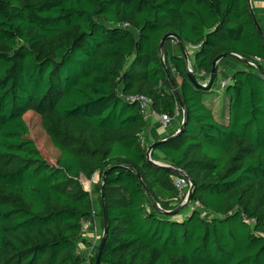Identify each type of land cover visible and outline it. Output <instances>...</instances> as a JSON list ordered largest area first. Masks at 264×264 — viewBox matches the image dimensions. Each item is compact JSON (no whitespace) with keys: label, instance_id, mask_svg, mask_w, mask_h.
I'll return each mask as SVG.
<instances>
[{"label":"trees","instance_id":"16d2710c","mask_svg":"<svg viewBox=\"0 0 264 264\" xmlns=\"http://www.w3.org/2000/svg\"><path fill=\"white\" fill-rule=\"evenodd\" d=\"M168 32L194 49L202 81L219 54L264 59L249 0H0V264H94L98 246L78 247L94 208L102 228L107 217L101 264H264V65L234 71L210 100L168 40L187 119L151 156L193 178L191 203L210 215L167 216L180 174L147 160L149 121L125 97L183 114L161 56ZM28 114L52 159L26 133ZM96 174L89 191L81 178Z\"/></svg>","mask_w":264,"mask_h":264},{"label":"water","instance_id":"95a60500","mask_svg":"<svg viewBox=\"0 0 264 264\" xmlns=\"http://www.w3.org/2000/svg\"><path fill=\"white\" fill-rule=\"evenodd\" d=\"M249 6H250V9H251V15L253 17V20L255 21V23H256L258 29L260 30L261 34L264 36V28L262 27V24L259 22V20L257 18V14H256L255 10L253 9L252 0H249ZM168 40L176 41V43L178 44V46L180 48V51L182 52L183 56L185 57V59L187 61V66H188L187 74H188L189 79L191 80V82L195 86H197L198 88H201V89L208 90V89H211L212 87H214L215 81H216L217 75H218V67L220 65V61H222L223 59H225L227 57H234V58H237V59L241 60L244 64H247V65H251V64H250L248 59L243 58L242 56H240L237 53L226 52V53L219 54L213 61L211 74L208 77V80H206V82H203L202 81V76L201 75L199 76L198 73L195 71L194 68H192V66L190 64L189 54H188V51H187V48H186V45H185V42H184L183 38L181 36H179L175 32L166 33L161 39L160 49H161L162 61H163L164 66H165L167 77H168V79H169V81H170V83H171V85L173 87V90L175 91V93H176V95H177V97L179 99V102H180V105H181V108H182V112H183L182 122H181L178 130L176 131V134H178L181 131H183V129H184V124H185L186 119H187V113H186V106H185V103H184V101H183V99H182V97L180 95L178 86H177L176 82L174 81L173 76H172L168 66L165 64L164 50H165V47L167 45ZM261 72L264 73V70H261ZM163 140H165V138L157 140V141L151 143L148 146L147 151H146L147 160L149 162H151L152 164L156 165V166H161V167H163V168H165V169H167L169 171L176 172V173H179V174L185 176L190 182V187H189V189L187 191L186 199L182 203H180L177 207H175L174 209L163 210V212L167 216H173V215L178 214L184 207H187L188 205L191 204V202L193 200V191H194L195 181L184 170H182L180 168H177V167H175V166H173V165H171L169 163L158 161V160H155V159L152 158L151 153L154 150L155 145L158 144L159 142L163 141ZM136 174L142 180V177H141L140 173L136 171ZM105 175H106V173H104V178H105ZM104 184H105V179H104V182H103V185H102V188H101V197H102L103 206H104ZM156 204H157V206L160 209H162V207L160 206V204L158 202H156ZM106 238H107V217H106V211H105V208H104L103 234H102L101 240H100V242L98 244V254H97V257H96V260H95L94 264H101V253H102V248H103V245H104V242H105Z\"/></svg>","mask_w":264,"mask_h":264},{"label":"crops","instance_id":"0c3cea01","mask_svg":"<svg viewBox=\"0 0 264 264\" xmlns=\"http://www.w3.org/2000/svg\"><path fill=\"white\" fill-rule=\"evenodd\" d=\"M252 5L255 9V12L260 20V23L264 27V0H252ZM177 44V43H176ZM169 47V45H168ZM194 50V49H193ZM188 53H190V49L187 48ZM170 55L173 54H178L180 52V48L178 47V44L175 46H172L169 48ZM195 51H193L194 53ZM190 61V64L194 66V60ZM244 63L234 57H227L222 60V62L219 65V76L216 81L217 87H222L220 83L222 81H229L232 77V74L234 71L238 69L244 68ZM183 119V114L180 113L179 115L175 116L170 124L167 125V127L163 126V124L159 121L158 118L152 117L149 119V125L147 130L143 134V143L146 145H149L157 140L163 139L173 133L174 131H177L181 122ZM156 155H158L160 158L162 157V154L159 151H156ZM159 161V160H158ZM98 226H101L100 220H98ZM102 227V226H101ZM89 241H87L88 243ZM83 248L88 247L86 251L84 252L85 249H82V252L84 254L89 253V249H91V245L89 243L82 244ZM90 246V247H89ZM81 247V246H80Z\"/></svg>","mask_w":264,"mask_h":264},{"label":"built area","instance_id":"2783aa9c","mask_svg":"<svg viewBox=\"0 0 264 264\" xmlns=\"http://www.w3.org/2000/svg\"><path fill=\"white\" fill-rule=\"evenodd\" d=\"M123 25L126 27L129 26L128 23H124ZM249 62L254 67H257L258 63H262L264 65V59L262 57H259V56H257L255 58V61H249ZM226 82L227 81H224L223 85H225ZM125 98L129 102H138L140 104L141 112H142L143 116L145 117V119L149 120L152 117H156L159 119V121L165 127H167V125L172 122V120L175 116H177L181 113V111L179 110L178 107L176 108L175 116H171L168 113L157 112L154 108L153 99L151 97L145 95V94H133V95H128ZM142 141H143V136H142ZM174 182H175L176 186L180 189V197L174 198V204H177L178 202L180 204L187 197V191H188L187 188L189 189L190 182L185 176H183L181 174L174 176ZM87 190H89V189H87ZM195 208L200 209L202 211L203 216H209L210 215V211L205 209L199 201H196L193 203V206L191 207V209H195ZM97 221H98L97 210L94 208L92 211V217L91 218H83L81 220V222H82L81 235L84 236L87 233L88 228L97 226ZM97 246H98V241L97 242L95 241V243L93 242L91 249H89L90 252L85 254V255H87V256L93 255ZM78 247H79V252L83 253L81 250L82 248L80 246H78Z\"/></svg>","mask_w":264,"mask_h":264},{"label":"rangeland","instance_id":"374dc122","mask_svg":"<svg viewBox=\"0 0 264 264\" xmlns=\"http://www.w3.org/2000/svg\"><path fill=\"white\" fill-rule=\"evenodd\" d=\"M168 45H169V48H171L172 46H175L177 44H176L175 41L170 40L168 42ZM193 51H194L193 48H190L189 59L191 61L194 60V53H193ZM221 62L222 61H220V63ZM191 66H192V68L195 69V67L193 65H191ZM197 73H198L199 76L201 75L200 72L197 71ZM206 80L207 79H205L203 82H206ZM223 82L224 81H222L220 83V85L223 86ZM224 93H225V90L222 89L221 91H219L217 85L215 84L214 87H213V90H211L210 93H209V95H210L209 96V99L212 100L214 97H218V96H221L222 97V95ZM218 102H219L220 106L223 105V100L222 99L219 100ZM24 122H25L26 133L29 134V136L33 137L36 140L38 146L43 151V154L48 159H52L51 157L52 156L54 157V155H53L54 152L51 151L50 145H49V143H48V141L46 139V136H45V134L43 133V131L41 129V124H40L39 117L37 115H35V114H28L27 116H25ZM97 178H98V175L96 174L94 176V178H92L91 180L87 179L85 176H82L81 180L83 182L84 187L86 189H89L91 191L92 188H93L92 185H93L94 182H96ZM187 190H188V188H187ZM192 206H193V203H191L190 205H188L187 207H185L183 209V211L180 213V216L189 213L191 211V207ZM97 224H98V221H97ZM102 234H103V228L100 225L99 226L97 225V226L88 228L87 233L84 236H82L83 239L79 243V246H81L82 249H85L84 250V252H85L88 247H86V248L84 247L83 248L82 244L84 243V244L87 245L89 243V245L92 246L93 242L95 243V241L96 242L98 241V244H99V242L101 240ZM87 241H89V242L87 243Z\"/></svg>","mask_w":264,"mask_h":264}]
</instances>
